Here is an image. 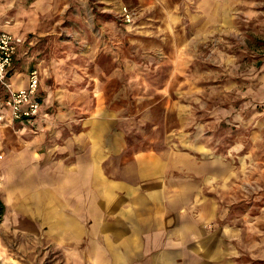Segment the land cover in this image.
<instances>
[{
    "label": "rangeland",
    "instance_id": "rangeland-1",
    "mask_svg": "<svg viewBox=\"0 0 264 264\" xmlns=\"http://www.w3.org/2000/svg\"><path fill=\"white\" fill-rule=\"evenodd\" d=\"M90 4L84 25L75 15L82 10L70 7L56 33L31 37L34 49L50 44L33 52L47 115L7 121L9 90L0 84V264H61L59 250H21L30 236L14 217L30 198L16 202L51 192L77 171L91 177L96 164L116 175L169 173L183 202L203 206L215 236L207 264H264V0H247L231 32L197 34L188 17L190 41L180 52L165 50L164 33L153 36L161 46L137 45L136 36L150 37L146 28L164 24L151 10ZM57 48L62 80L41 68ZM94 52L101 64L88 63Z\"/></svg>",
    "mask_w": 264,
    "mask_h": 264
},
{
    "label": "crops",
    "instance_id": "crops-1",
    "mask_svg": "<svg viewBox=\"0 0 264 264\" xmlns=\"http://www.w3.org/2000/svg\"><path fill=\"white\" fill-rule=\"evenodd\" d=\"M90 1L0 0V27L24 36V42L17 48L14 66L7 76L16 89L29 85L30 73L36 65L33 64L36 60L33 52L37 57L50 45L47 43L34 49L31 37L56 33L70 7L82 10L81 14L74 12L76 17H85ZM102 1L113 5H140L151 10V18L160 19L164 24L160 29L146 28L150 37L136 36L137 45L144 44L148 48L161 46L163 42L153 36L164 33L167 40L163 43L165 50L179 49V52L190 41L189 20L193 19L190 25L197 34L231 32L237 29L235 14L247 13V0H94ZM86 18L79 22L84 25ZM65 24L69 26L70 23ZM57 41L58 38L54 37L53 48ZM58 53L57 48L49 58L44 56L41 68L47 75L57 74L62 80L66 64L64 57H59ZM93 54L88 63L101 64L103 55L98 52ZM40 80L37 98L41 101V113L31 120L34 122L48 114L47 97L43 93L45 82L43 77ZM5 109L10 114L7 121L14 122L10 109ZM32 152L34 156L38 155L36 150ZM166 174L162 170L136 176L100 173L96 164L91 177L84 176L81 170L77 171L75 176L61 178L59 188L50 189L51 192L45 191L32 197H22V191L17 192L22 197L17 204L26 203L30 198L28 210L14 217L16 230L24 232L27 239L30 236L28 240L19 241L24 246L21 250H59L63 257L61 264L209 263L215 257V236L207 229L203 206L197 208L183 202L181 191L170 187V176ZM18 183L12 185L22 187L26 184ZM43 261L45 259L38 264H44Z\"/></svg>",
    "mask_w": 264,
    "mask_h": 264
},
{
    "label": "built area",
    "instance_id": "built-area-1",
    "mask_svg": "<svg viewBox=\"0 0 264 264\" xmlns=\"http://www.w3.org/2000/svg\"><path fill=\"white\" fill-rule=\"evenodd\" d=\"M23 42L24 37L0 27V84L9 90L3 104L10 109L13 119L20 122L31 121L41 113V101L37 98L41 82L40 72L37 69L32 70L29 85L23 89H16L7 79L9 70L14 66L17 48ZM2 118L0 115V119Z\"/></svg>",
    "mask_w": 264,
    "mask_h": 264
},
{
    "label": "trees",
    "instance_id": "trees-1",
    "mask_svg": "<svg viewBox=\"0 0 264 264\" xmlns=\"http://www.w3.org/2000/svg\"><path fill=\"white\" fill-rule=\"evenodd\" d=\"M4 209H5V205H4L3 201L0 198V222L2 221V218H3L4 214H5V210Z\"/></svg>",
    "mask_w": 264,
    "mask_h": 264
}]
</instances>
